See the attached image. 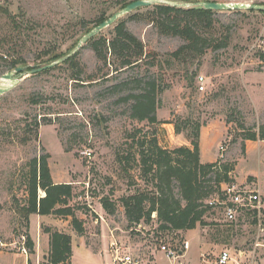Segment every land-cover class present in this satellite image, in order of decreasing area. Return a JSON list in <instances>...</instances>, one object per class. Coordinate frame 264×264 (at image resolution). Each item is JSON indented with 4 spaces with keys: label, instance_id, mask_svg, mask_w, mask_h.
Here are the masks:
<instances>
[{
    "label": "rangeland",
    "instance_id": "1",
    "mask_svg": "<svg viewBox=\"0 0 264 264\" xmlns=\"http://www.w3.org/2000/svg\"><path fill=\"white\" fill-rule=\"evenodd\" d=\"M132 1L0 0V78L14 71V60L20 61L18 66L33 67L58 59L49 60L53 54L67 55L102 14L112 15ZM210 1L264 4V0ZM217 11L212 21L194 19L209 44L201 57L170 55L185 40L163 32L151 5L120 18L145 45L148 57L141 67L122 71L110 80L78 82L71 78L73 73L86 77L103 67L87 42L73 63L61 62L36 74L26 69L17 85L0 96V250L6 252L0 255V264H46L50 242L46 228L71 235L72 264L110 262L114 239L130 250L139 248L142 264H205L202 252L214 258L226 247L249 251L258 235L263 246L257 249V263L264 264V139L260 137L264 133V60L258 54L264 49V10ZM154 60L157 68L149 64ZM153 71L160 92L158 122L152 124L133 119L132 101L121 97L132 91L134 79ZM200 76L205 78L204 90L198 83ZM120 82L130 85L116 91L114 85ZM187 118L203 123L200 145L203 136L204 158L218 161L222 169L231 167L229 175L239 187L260 189L261 208L243 209L229 222L223 208L214 205L204 214L202 224L179 233L159 230L156 214L149 224H130L121 198L137 189L147 191V187L139 166L140 147L128 134L140 131L138 137L155 136L166 149L190 145L185 133L175 132V122L184 126ZM36 121L40 123L39 141L21 143L25 124ZM253 131L258 138L245 139ZM126 149L137 160L130 166L117 160V152ZM45 152L53 181L73 184L75 195L70 204L84 223L81 235L71 216L32 214L27 226L18 212L28 197L30 162ZM213 188L204 203L221 193ZM38 193L39 197L45 194L40 188ZM106 196L117 203L113 214L102 208ZM28 235L34 242L33 252L27 245ZM161 236L177 249L183 248L185 240L191 246L180 257L168 258L158 249Z\"/></svg>",
    "mask_w": 264,
    "mask_h": 264
},
{
    "label": "trees",
    "instance_id": "2",
    "mask_svg": "<svg viewBox=\"0 0 264 264\" xmlns=\"http://www.w3.org/2000/svg\"><path fill=\"white\" fill-rule=\"evenodd\" d=\"M153 10L163 32L181 36L185 40L170 55L179 58L183 54L190 53L201 57L206 52L209 46L206 43L207 35L198 21H202L200 23L206 20L212 21L211 17L219 11L168 4H154ZM238 12H243V10H238ZM109 16L102 14L96 23L99 24ZM196 18L198 21L194 20ZM93 27L88 26L86 31H90ZM88 44L92 46L96 57L103 63V67H100L96 74H89L86 77L80 72L73 73L71 78L78 82L110 80L116 74L130 68L141 67L147 61L148 54L143 41L128 28L123 19H119L108 27L106 33L102 31L91 38ZM224 45L225 43H222L220 46ZM258 54L264 60V49H261ZM64 55L65 53L59 52L53 54L49 60ZM76 57L77 53L63 61L62 64H71ZM11 64L16 68L20 61L14 60ZM149 64L154 68L158 66L156 60ZM104 67H108V71H104ZM31 68L28 67V69ZM132 82L135 83L132 91L125 97H121L123 100L132 101L130 116L138 121L146 120L152 124L157 123V95L160 92V86L156 73L153 71L148 77H138ZM129 85V82H120L114 85V89L124 90ZM202 125L200 121L189 118L184 121V126L175 122V132L185 133L190 145H182L174 149L163 148L155 136L150 139L145 136L138 137L137 133L140 131L128 134V138H132L140 147L139 166L147 187V191L137 189L134 193L121 198L130 224H149L156 214L159 230L194 229L199 223H203L204 214L211 207L204 201L213 193V187L220 190L222 183H233L229 175L232 168L228 165L222 169L218 161L201 162L200 130ZM39 127L38 121L34 124H25L26 129L19 139L20 142L26 144L30 141H39ZM260 137L264 139V133ZM257 138L258 134L254 131L245 135L247 140ZM126 151L117 152L118 162L123 166H130L133 161L137 162L135 154L128 149ZM48 157L49 153L45 152L42 156L31 160L27 186L28 197L23 204H20L18 212L26 221L27 226H29L32 214L71 216L74 229L81 235L85 230L84 223L77 217L75 209L70 204V200L75 195L73 184L53 181ZM39 188L44 191V196L39 197ZM101 203L102 208L109 214H113L117 209V203L108 196L103 197ZM46 232L50 235L46 264H72L70 261L73 253L71 235L58 230L52 231L50 228H46ZM27 245L33 252L34 242L29 235Z\"/></svg>",
    "mask_w": 264,
    "mask_h": 264
},
{
    "label": "built area",
    "instance_id": "3",
    "mask_svg": "<svg viewBox=\"0 0 264 264\" xmlns=\"http://www.w3.org/2000/svg\"><path fill=\"white\" fill-rule=\"evenodd\" d=\"M200 89L204 90L203 76L198 77ZM262 203V197L260 189L251 190L249 188H241L235 183H228L225 187H222L221 193H218L215 197L206 201L209 206H220L223 208L224 215L229 222H233L241 214L243 209H260ZM260 212V211H259ZM261 223H259V227ZM181 231H175L179 233ZM167 237L158 238V249L164 253L168 258H178L184 254L190 248L189 240L183 242V248L177 249L170 244ZM263 246L260 240V235L257 236L254 247L247 250L234 251L230 248H223L217 253L214 258L202 252V257L205 264H258L257 259L259 253L257 249ZM110 248L112 252L111 261L106 264H142L141 255L142 251L130 250L126 244H120L116 239L111 240ZM25 251V248H24Z\"/></svg>",
    "mask_w": 264,
    "mask_h": 264
},
{
    "label": "water",
    "instance_id": "4",
    "mask_svg": "<svg viewBox=\"0 0 264 264\" xmlns=\"http://www.w3.org/2000/svg\"><path fill=\"white\" fill-rule=\"evenodd\" d=\"M168 4L178 7H193L196 9H211V10H264V4H250V3H239V2H220V1H198L195 3H180L176 0H135L128 3L122 9L114 12L110 15L106 20L100 22L99 24L95 25L90 31L82 36L80 41L77 43L76 47L70 51L67 55H64L57 60L48 63L43 66H33L31 69H28V66H17L14 71L7 72L3 74L0 78V96L10 91L17 83L22 79L25 75L26 69L29 73L36 74L41 71L47 70L52 68L58 63H61L68 58H70L73 54H75L80 48L84 46L91 38L100 34L103 30L107 29L108 27L112 26L116 21H118L122 16L127 13H130L133 10H136L141 7H148L154 4Z\"/></svg>",
    "mask_w": 264,
    "mask_h": 264
},
{
    "label": "crops",
    "instance_id": "5",
    "mask_svg": "<svg viewBox=\"0 0 264 264\" xmlns=\"http://www.w3.org/2000/svg\"><path fill=\"white\" fill-rule=\"evenodd\" d=\"M202 139H203V136H201V145H200V149H201V153H200V160L202 163H207V162H213L214 159L213 158H204V153H203V149H202ZM188 145V144H187ZM165 148V147H164ZM166 149V148H165ZM206 157V156H205ZM261 192V191H260ZM193 230V229H192ZM6 252H4L3 250H0V255L2 254H5ZM106 264V263H105Z\"/></svg>",
    "mask_w": 264,
    "mask_h": 264
}]
</instances>
